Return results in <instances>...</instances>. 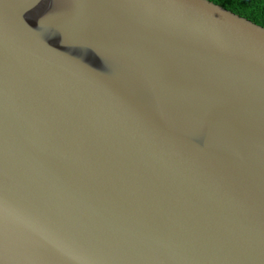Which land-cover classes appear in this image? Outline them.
I'll use <instances>...</instances> for the list:
<instances>
[{
    "label": "water",
    "instance_id": "water-1",
    "mask_svg": "<svg viewBox=\"0 0 264 264\" xmlns=\"http://www.w3.org/2000/svg\"><path fill=\"white\" fill-rule=\"evenodd\" d=\"M0 264H264V27L0 0Z\"/></svg>",
    "mask_w": 264,
    "mask_h": 264
},
{
    "label": "trees",
    "instance_id": "trees-1",
    "mask_svg": "<svg viewBox=\"0 0 264 264\" xmlns=\"http://www.w3.org/2000/svg\"><path fill=\"white\" fill-rule=\"evenodd\" d=\"M264 27V0H211Z\"/></svg>",
    "mask_w": 264,
    "mask_h": 264
}]
</instances>
